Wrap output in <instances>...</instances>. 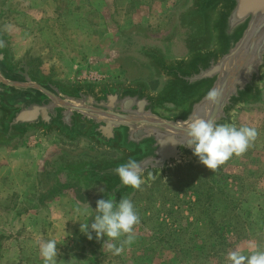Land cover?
<instances>
[{"label":"rangeland","instance_id":"rangeland-1","mask_svg":"<svg viewBox=\"0 0 264 264\" xmlns=\"http://www.w3.org/2000/svg\"><path fill=\"white\" fill-rule=\"evenodd\" d=\"M182 1L0 0V40L11 60L35 63L40 75L60 82L130 79L140 75L135 62L121 61L126 73L118 75L109 60L120 37L168 32ZM235 125L254 127L257 137L214 170L215 188L206 176L214 171L187 163L132 194L139 223L131 245L120 243L125 237L114 242L118 255L104 237L80 232L87 218L74 209L89 202L79 204L68 191L43 192L39 161L48 150L55 154L60 138L0 141V264H42L38 244L48 239L60 242L56 264H227L232 250L264 249V100L240 108Z\"/></svg>","mask_w":264,"mask_h":264},{"label":"water","instance_id":"water-1","mask_svg":"<svg viewBox=\"0 0 264 264\" xmlns=\"http://www.w3.org/2000/svg\"><path fill=\"white\" fill-rule=\"evenodd\" d=\"M187 1L186 25L192 29L187 53L164 57L151 50L165 83L159 91L140 82L63 85L51 76L38 79L28 60L15 65L3 46L0 134L9 138L32 129L44 138L82 136L121 152L118 160L81 170L101 181L107 198L116 201L135 190L122 186L115 172L129 159L140 165L143 183L166 179L168 169L187 163L205 169L183 146L185 126L197 117L235 124L240 108L264 100V0ZM211 89L219 93L215 104L205 99Z\"/></svg>","mask_w":264,"mask_h":264},{"label":"flooded vegetation","instance_id":"flooded-vegetation-1","mask_svg":"<svg viewBox=\"0 0 264 264\" xmlns=\"http://www.w3.org/2000/svg\"><path fill=\"white\" fill-rule=\"evenodd\" d=\"M187 2V0L180 2V4H178L179 9L174 10V16L168 28V32L151 35L139 34L140 36L131 34L129 36L120 37L117 43V48L113 49L109 60L117 65L116 69H118V75L121 74V71H123L124 74L126 73L125 69L122 68L121 61L132 60L136 64L137 71L140 74L139 76L130 79L127 77L116 79L117 77L115 75L114 79L96 78L77 81H89L92 83H101L103 81L140 82L146 84L154 91L162 90L165 83L158 75L154 67L152 60L154 59L155 55L151 53V50L158 51L164 57L182 56L187 53L190 46L189 38L192 34V29L186 25L188 18ZM0 44L1 50L4 46L1 40ZM130 49H132L133 55L129 53ZM11 61L14 62L15 65H19V63H16L15 61ZM30 64L32 66L30 72L35 78L46 79L49 77L47 75H40L36 70L35 63ZM52 79L56 80L53 76ZM73 81L75 80L61 83L66 85L72 83ZM82 128L83 127L80 126L81 130ZM29 134L42 136L41 134L38 135L32 129H28L22 134L13 133L9 138H3L0 135V141L2 143L16 142L22 140ZM53 136V134H49L46 138ZM53 152H55V154L51 155L52 150H48V154L42 156L39 161V176L43 187V192L48 197H50L56 193L68 191L79 204L83 205L86 204V202H89L94 211L96 201L101 198H107L106 190L103 189V192H101V184L103 183L99 180H91L89 177L82 175L81 170L86 168L90 163H98L103 160H118L122 157V153L110 148L96 147L82 136H78L74 140L60 138L59 144L54 146ZM198 168L203 169L202 167ZM174 169H168V173ZM158 178L162 177L159 176L150 183L157 180ZM150 183H142V185H149ZM136 190L137 189L130 193L129 196L122 195L117 201H119L121 198H127L130 200L132 194ZM89 219L90 221L92 220V218ZM93 237L95 238L94 233Z\"/></svg>","mask_w":264,"mask_h":264},{"label":"clouds","instance_id":"clouds-1","mask_svg":"<svg viewBox=\"0 0 264 264\" xmlns=\"http://www.w3.org/2000/svg\"><path fill=\"white\" fill-rule=\"evenodd\" d=\"M219 93L216 89L209 90L205 99L215 104ZM257 137L254 127H237L232 123H217L213 119L194 118L185 126L183 146L190 148L191 153L197 157L198 161L206 168L214 171L224 164L233 155L240 156L250 147ZM115 172L122 186L139 189L144 182L143 172L137 161L129 159L126 163L119 165ZM103 192V189H100ZM93 209L76 206L74 214L87 218L86 222L80 223L79 230L87 239L95 238L99 240L104 237L103 244L113 254L118 255L122 247L121 244L131 245L135 240L133 231L134 225L139 223L133 203L127 198L116 201L111 198H101L95 203L94 214L89 212ZM92 218L89 223V218ZM56 239L42 240L38 244L39 256L42 264H56L58 254ZM227 264H264V249L253 248L245 254L241 250H232L227 253Z\"/></svg>","mask_w":264,"mask_h":264},{"label":"trees","instance_id":"trees-1","mask_svg":"<svg viewBox=\"0 0 264 264\" xmlns=\"http://www.w3.org/2000/svg\"><path fill=\"white\" fill-rule=\"evenodd\" d=\"M3 138H6L2 133L0 134ZM207 173V172H206ZM210 174H206V176H207V178H208V180H209V182H207V185L209 186L210 185V187H212V188H210V189H213V188H215L214 186H216L217 185V175L215 174L216 172L214 171V172H209ZM210 197H211V194H210ZM217 254L216 253H212L211 254V256H210V258L212 259V261L214 260V261H216L217 263L219 262V260H217ZM211 262V261H210Z\"/></svg>","mask_w":264,"mask_h":264}]
</instances>
